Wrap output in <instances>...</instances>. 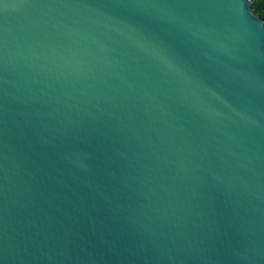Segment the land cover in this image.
Returning a JSON list of instances; mask_svg holds the SVG:
<instances>
[{"label": "water", "instance_id": "obj_1", "mask_svg": "<svg viewBox=\"0 0 264 264\" xmlns=\"http://www.w3.org/2000/svg\"><path fill=\"white\" fill-rule=\"evenodd\" d=\"M254 0H0V264H264Z\"/></svg>", "mask_w": 264, "mask_h": 264}, {"label": "trees", "instance_id": "obj_2", "mask_svg": "<svg viewBox=\"0 0 264 264\" xmlns=\"http://www.w3.org/2000/svg\"><path fill=\"white\" fill-rule=\"evenodd\" d=\"M251 7L259 15V17L264 19V0H254L251 3Z\"/></svg>", "mask_w": 264, "mask_h": 264}]
</instances>
